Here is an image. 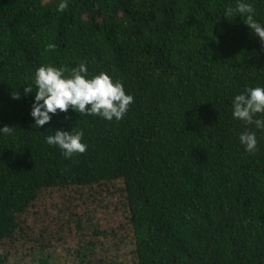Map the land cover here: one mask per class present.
<instances>
[{
    "label": "trees",
    "instance_id": "16d2710c",
    "mask_svg": "<svg viewBox=\"0 0 264 264\" xmlns=\"http://www.w3.org/2000/svg\"><path fill=\"white\" fill-rule=\"evenodd\" d=\"M57 2L0 0V127H12L0 134V264L94 248L93 210L120 218L111 230L128 233L134 264H264V131L249 154L231 113L236 93L264 84V44L238 0ZM248 2L264 24V0ZM82 60L123 81L129 112L109 122L69 108L36 127L25 85L41 64ZM76 125L86 152L45 142Z\"/></svg>",
    "mask_w": 264,
    "mask_h": 264
},
{
    "label": "clouds",
    "instance_id": "9594fccd",
    "mask_svg": "<svg viewBox=\"0 0 264 264\" xmlns=\"http://www.w3.org/2000/svg\"><path fill=\"white\" fill-rule=\"evenodd\" d=\"M56 6L57 11L62 12L68 7V2L58 0ZM236 12L246 16L247 25L264 44V24L254 18L253 4L248 0H238ZM24 93H34L30 115L36 127L48 123L58 111L67 112L69 108L81 115L119 122L135 102L134 95L126 90L122 80L107 71L90 72L86 60L70 70L55 64H41L32 82L25 85ZM14 96L18 98L20 95ZM231 113L234 120L245 126L238 135L239 143L246 152L254 155L259 150L257 132L264 131V84L246 86L236 93L231 99ZM11 131L12 127L7 125L0 127V134ZM44 139L48 145L61 149L66 158L88 149V144L84 142V130L78 125L71 131H50Z\"/></svg>",
    "mask_w": 264,
    "mask_h": 264
},
{
    "label": "rangeland",
    "instance_id": "374dc122",
    "mask_svg": "<svg viewBox=\"0 0 264 264\" xmlns=\"http://www.w3.org/2000/svg\"><path fill=\"white\" fill-rule=\"evenodd\" d=\"M93 211L90 212L91 225L95 230L97 228L98 231H104L103 234L95 237L98 244L94 243V248L77 253L75 247L66 245L56 249H47L44 252L37 251L28 259L11 257L9 264H42L43 260L46 264H81L83 257L92 264H134L133 241L128 233L120 229L111 230L112 227H117L116 224L120 223V218L117 216L113 219L110 216L108 219L111 221L106 222L103 221L105 217L101 216L99 211L96 210L95 213ZM51 212L54 213V211ZM83 228L84 231H88L89 224L84 222Z\"/></svg>",
    "mask_w": 264,
    "mask_h": 264
}]
</instances>
